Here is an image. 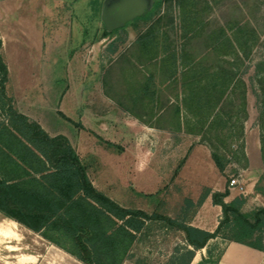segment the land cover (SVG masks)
<instances>
[{"label": "rangeland", "instance_id": "374dc122", "mask_svg": "<svg viewBox=\"0 0 264 264\" xmlns=\"http://www.w3.org/2000/svg\"><path fill=\"white\" fill-rule=\"evenodd\" d=\"M69 1L55 6L53 11L38 10L35 20L26 18L24 23L0 26L3 58L9 70L7 90L17 110L44 129H59L73 141L79 139L84 165L99 190L124 206L175 217L185 198L196 202L205 188H211L210 184L226 189L231 178L239 174L245 179L247 174L256 175L248 163L244 166L243 159L233 157L237 146L241 142L245 145L244 137L234 143L232 151L226 150L232 159L220 172L201 136L176 130L173 99L179 91V80L164 74L156 61L141 59L135 44L138 32L146 28L147 22H128L116 33L104 35L101 11L105 0ZM207 1L212 10L205 14L211 26L236 19L250 22L259 31V42L242 67L248 102L244 131L254 145L260 134L255 65L264 60V0ZM165 7L163 4L160 14ZM171 17L173 24L164 28L171 40L181 46L187 40L183 38L179 8L174 3L166 18ZM189 45L197 56L205 51L200 39ZM150 75L159 98L153 115L147 107H131L128 100L132 86L144 83ZM59 111L72 121L61 117ZM144 120H151L152 128ZM249 181L242 182L246 193ZM257 189L264 193L263 175ZM182 242L181 231L150 222L135 243L132 258L123 264L166 261ZM213 244L211 241L209 246ZM221 250L220 245L214 250L213 262ZM199 261L200 251L191 264ZM0 264L82 263L4 220L0 213Z\"/></svg>", "mask_w": 264, "mask_h": 264}, {"label": "trees", "instance_id": "16d2710c", "mask_svg": "<svg viewBox=\"0 0 264 264\" xmlns=\"http://www.w3.org/2000/svg\"><path fill=\"white\" fill-rule=\"evenodd\" d=\"M173 3L179 8L183 38L187 40L181 46L171 40L164 28L173 24L172 17L166 18ZM163 4L166 7L160 14ZM211 10L207 0H155L150 10L130 22H147L135 41L139 57L156 61L164 74L179 80L172 116L176 130L201 136L209 145L216 167L223 172L232 159L226 150L232 151L234 143L244 137L248 102L242 67L245 59H250L260 35L248 21L232 19L211 26L206 19ZM118 30L104 29L103 34L112 35ZM196 39L205 47L199 56L189 49V43ZM1 47L0 36V213L4 217L39 234L82 264H123L132 258V249L150 222H160L169 230L183 233L182 244L174 248L166 261L157 264H191L196 252L216 237L264 251V207L243 212L244 195L225 201L228 188H205L196 202L185 198L176 217L123 206L99 190L65 135L51 136L39 122L14 106L6 91L8 68ZM255 70L264 164V60L256 63ZM145 79L144 83L132 86L128 100L131 107H147L153 115L159 98L153 75ZM58 113L72 121L63 112ZM143 122L153 126L151 120ZM244 147L241 142L233 157L243 159L246 166ZM209 195L213 204L221 207L213 231L190 224V215ZM209 262L213 261L202 257L198 264ZM135 263L150 264L141 260Z\"/></svg>", "mask_w": 264, "mask_h": 264}, {"label": "crops", "instance_id": "0c3cea01", "mask_svg": "<svg viewBox=\"0 0 264 264\" xmlns=\"http://www.w3.org/2000/svg\"><path fill=\"white\" fill-rule=\"evenodd\" d=\"M67 3H70V1L69 0H0V26H2V25L9 26L12 24L11 22H13V23L14 22L15 23L16 22L17 23L18 22L24 23L26 18H29L30 21L35 20L38 17V15H37L38 10L53 11L55 9V6L67 4ZM17 23H16V25H17ZM0 36L2 39L1 34H0ZM3 43L4 42L2 39V47H1L2 57H3V53H2ZM3 60H4V58H3ZM4 62H5V60H4ZM6 65H7V63H6ZM7 68H8V65H7ZM8 73H9V70H8ZM8 80H9V76H8ZM6 91L8 94L7 84H6ZM8 95L11 96L10 94H8ZM173 101L175 103L176 98L173 99ZM148 126L152 128V126H150L149 124H148ZM47 132L51 136H54L57 134L65 135L69 139V141L71 142L73 147L76 149V151L78 152L83 164L85 163L83 160V156L80 153V148L83 144L82 143L79 144V141H78L79 139L78 140L75 139V141H73L71 139L70 135L65 133V131L62 132V131H59V129H55V128L52 129L51 131H47ZM154 133L161 135L160 133H157V132H154ZM149 134H151V133H149ZM255 138H256V141H254L255 144L252 145L251 144V143H253L252 139L248 136L247 132L244 131V142H245L244 150H245V155L247 158V163L249 164L250 168L255 169V172H256L255 176L247 174L246 179H245V175H244V180H247V181L250 180L247 184V187H248L247 191L248 192L243 194L245 197V203L242 207V210L245 213H251L259 207H264V193H262L261 191H259L257 189V182L262 178V175L264 177V164H263L261 150H260V134H259V136H256ZM212 161H213V159H212ZM213 163H214V161H213ZM214 165H215V163H214ZM249 166L247 168H249ZM87 171H88V169H87ZM88 174H89V172H88ZM209 186L211 187L210 189L212 191H224L225 190L222 187L215 186L213 183H212V185L210 184ZM238 194H241L238 192V190H236V189L230 190L229 195L227 197H225V201L232 200ZM133 208H139V207H133ZM154 211L155 210L146 211V212L152 213ZM160 213H162V212H160ZM220 216H221V207L217 204H213L212 199H211V195H209L208 197H206V199L203 201V203L196 208L194 213H192L190 215V224L194 225L196 227L208 230V231H213L218 224ZM171 217H174V216H171ZM4 220H8L10 222H13V223L23 227L24 229L28 230L29 232L41 237L39 234L33 232L32 230L24 227L23 225L17 223L16 221H14L10 218L4 217ZM43 240L46 241L45 239H43ZM211 241H214V244L212 246H209V243H211ZM46 242H48V241H46ZM219 245L222 246V250L220 252L219 257L216 260V263L209 262L207 264H264V251L252 248L250 246H247V245H244V244H241L238 242L227 241V240H224L220 237L210 239L205 248L197 251V252L200 251V260L202 259V257H204L205 259H211V261H212L213 252L215 249H217L219 247ZM52 246H54V245H52ZM54 247H56V246H54ZM57 249L64 252L63 250H61L59 248H57ZM197 252H196V254H197ZM64 253L67 254L66 252H64ZM196 254H195L192 261H194L196 259ZM197 264H198V262H197Z\"/></svg>", "mask_w": 264, "mask_h": 264}, {"label": "water", "instance_id": "95a60500", "mask_svg": "<svg viewBox=\"0 0 264 264\" xmlns=\"http://www.w3.org/2000/svg\"><path fill=\"white\" fill-rule=\"evenodd\" d=\"M152 7V0H105L101 19L108 31L125 26Z\"/></svg>", "mask_w": 264, "mask_h": 264}, {"label": "built area", "instance_id": "2783aa9c", "mask_svg": "<svg viewBox=\"0 0 264 264\" xmlns=\"http://www.w3.org/2000/svg\"><path fill=\"white\" fill-rule=\"evenodd\" d=\"M244 181V176L242 174H239L237 177H233L230 180V183L228 185L229 190L238 189L240 190L241 194L246 193V189L244 188L242 182Z\"/></svg>", "mask_w": 264, "mask_h": 264}]
</instances>
